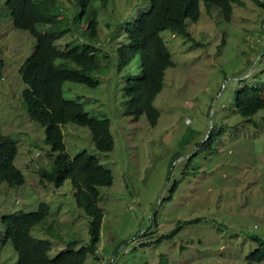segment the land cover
Returning <instances> with one entry per match:
<instances>
[{
	"label": "rangeland",
	"instance_id": "374dc122",
	"mask_svg": "<svg viewBox=\"0 0 264 264\" xmlns=\"http://www.w3.org/2000/svg\"><path fill=\"white\" fill-rule=\"evenodd\" d=\"M5 1L0 0V55L5 62L0 71V136L16 142L14 164L24 174V183L0 182V264H16L12 243H1L4 216L33 212L46 203L50 214L31 235L51 244V258L67 251L74 239L75 249L89 242V227L87 216L76 207L70 181L56 188L41 176L53 171L56 155L45 128L22 105L25 85L19 73L35 39L14 27ZM126 1L113 0L100 11L105 54L95 76L100 85L64 86L65 97L77 99L90 116L110 121L115 142L111 152L101 153L88 128L74 123L62 128L71 158L86 151L113 173V185L100 189L101 240L83 264H248L257 247L251 236L264 243V110L240 124L244 121L234 102L239 87L264 88V0L234 5L227 24L218 12L207 14L201 3L200 20L187 22L194 42L162 32L175 66L167 69L154 102L160 117L153 127L146 116H125L126 97L113 79L121 43L106 24L117 14H128L135 0ZM75 39L66 36L60 45ZM209 136L211 148L200 152ZM195 154V169H186ZM177 225H182L178 231Z\"/></svg>",
	"mask_w": 264,
	"mask_h": 264
},
{
	"label": "trees",
	"instance_id": "16d2710c",
	"mask_svg": "<svg viewBox=\"0 0 264 264\" xmlns=\"http://www.w3.org/2000/svg\"><path fill=\"white\" fill-rule=\"evenodd\" d=\"M112 1L68 0L69 5L64 0L5 1V11L14 27L28 31L35 39L33 53L19 73L25 85L22 105L29 117L45 128L46 141L51 153L56 155L53 171L41 173V176L56 188L70 181L76 207L87 216L89 227V242L75 249L77 240L74 239L68 243L67 251L51 258V244L31 235L32 229L50 214L46 203H41L33 212L4 216L5 233L1 243H12L18 256L16 264H83L89 253L97 252L104 217L99 205L100 189L113 185V173L86 151L71 158L66 152L62 128L68 123L88 128L95 148L101 153L111 152L115 142L110 121L90 116L77 99L65 97L64 86L66 83L90 88L100 85V80L95 77L102 67L101 55L104 54L99 37V17L100 11H106ZM201 3L207 14L218 12L227 24L232 19L234 5H244V0H135L130 3L132 7L125 17L117 14L112 23L106 24L113 28L112 34L115 32L120 36L121 45L116 50V63L112 68L114 82L126 97L125 116L136 119L146 116L152 127L157 124L160 112L154 102L164 88L167 69L175 66L162 32L170 31L194 42L187 31V22L200 20ZM66 36L76 39L60 45ZM4 66L0 55V71ZM121 73H124L123 84L120 83ZM234 103L236 112L244 121L240 124L250 123L264 110V88L239 87ZM212 142L209 136L201 144L200 152H204L208 145L211 148ZM17 152V144L11 137L0 136V182L11 186L24 183V174L14 164ZM196 157L197 154L189 157L186 169L189 166L195 169ZM45 179L41 182L44 183ZM176 187L175 183L171 193ZM181 226L177 225L176 231ZM250 240L255 241L257 247L247 257L248 264L264 263L261 238L251 236Z\"/></svg>",
	"mask_w": 264,
	"mask_h": 264
}]
</instances>
